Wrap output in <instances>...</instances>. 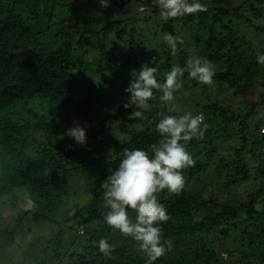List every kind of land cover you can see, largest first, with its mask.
<instances>
[{
	"label": "trees",
	"instance_id": "1",
	"mask_svg": "<svg viewBox=\"0 0 264 264\" xmlns=\"http://www.w3.org/2000/svg\"><path fill=\"white\" fill-rule=\"evenodd\" d=\"M129 1L112 0L110 8ZM145 12L109 23L84 13L75 0H0V264H12L9 250L19 246L18 235H33L31 223L62 225L55 221L60 205L68 207L70 224L45 240L47 255L40 258L31 257L33 235L19 254L26 264H144L135 242L103 223L101 182L124 149L158 141L162 115L181 113H166L157 99L146 119L128 120L132 108L122 104L133 70L154 55L162 81L189 53L217 68L213 80L222 97L206 93L187 72L175 92L208 127L202 139L187 142L194 164L182 170L184 190L157 194L171 217L162 225L171 248L154 264H264V65L256 62L264 52V0L166 22L157 10ZM240 21L259 36L256 47ZM159 33L179 35L183 46L170 54ZM152 44L161 53L144 54ZM73 119L88 123L85 146L63 135ZM249 159L256 162L252 170ZM243 185L249 188L242 192ZM65 197L76 201L68 205ZM75 223L82 233L76 236V229L67 242L65 232ZM101 237L115 245L111 258L97 250Z\"/></svg>",
	"mask_w": 264,
	"mask_h": 264
},
{
	"label": "clouds",
	"instance_id": "2",
	"mask_svg": "<svg viewBox=\"0 0 264 264\" xmlns=\"http://www.w3.org/2000/svg\"><path fill=\"white\" fill-rule=\"evenodd\" d=\"M98 3L101 9L112 7V0H98ZM136 3L143 10L142 0H136ZM149 3L165 22L170 18L186 17L206 10L203 0H149ZM162 39L172 55L177 53L178 45L183 46L179 35L164 33ZM152 61L153 58L142 63L138 70H133L136 74H132L133 78L124 89L128 96L122 107L132 108L127 113L128 120L146 119L145 113L151 110L150 101L157 99L166 113L178 112L177 106L170 102L174 100V93L181 88L185 72L201 84L214 83V65L207 58L194 53H189L183 66L173 64L164 73L162 81L158 80V68L153 66ZM256 62L264 65V52H258ZM157 92L160 93L158 96ZM109 111L115 115V108ZM204 121L202 113L193 114L191 111L162 115L155 124L158 141L147 148L124 149L117 167L110 169V174L101 182L105 208L103 223L130 237L137 251L146 257L144 264H154L171 248L170 241L162 234L163 223L171 217L157 194L164 190L178 194L184 190L185 176L182 170L194 164L186 145L193 138L204 137L208 127ZM87 128V121L73 119L63 135L73 140L76 146H85ZM96 244L100 254L111 258L115 245L105 237H101Z\"/></svg>",
	"mask_w": 264,
	"mask_h": 264
},
{
	"label": "rangeland",
	"instance_id": "3",
	"mask_svg": "<svg viewBox=\"0 0 264 264\" xmlns=\"http://www.w3.org/2000/svg\"><path fill=\"white\" fill-rule=\"evenodd\" d=\"M145 14H147V13L146 12L145 13L140 12L137 17H140V15L141 16H145ZM151 21H155L154 17L151 19ZM259 21L262 22V19H260ZM140 23H142V22H140ZM238 23H239V26L242 27L241 29H243L242 31H243L244 38L252 40L254 45H255V47H256L257 44H258L257 43L258 42L257 38L259 36L256 37V38L253 37L252 32L250 33L248 28L247 27L245 28V26L248 25L247 22L240 21ZM181 34L184 36V40H185V38L188 40V37L186 36L188 33H186V31L182 30ZM162 37H163V35L160 34V33L157 35V40L160 43V45L165 43L163 41ZM146 46H148L147 47L148 49H144V52H145L144 54L148 55V54H150L152 52L153 53L154 52L155 53H161V48L159 46H154L153 44H152V46H149V45H146ZM152 58H153V61H154V55H151V59ZM215 70H217L216 67H215ZM184 84H190V78H187L184 81ZM205 88H206V93L209 92V94L211 96H214L215 93H216L217 96H219V93H218L219 90H218V88H217L215 83H213L212 85H205ZM195 91L197 93H199L197 89H195ZM255 91L258 93L260 90L258 88H255ZM220 97H222V96H219L218 98L220 99ZM174 100L177 101V103L175 104L176 106H178V104H179V106H178L179 109L178 110L181 113L184 112V111H191L193 114H195V109L191 110V109L186 107V99H185V96L183 94L179 93L177 95L175 93L174 94ZM259 120H262V118L260 117ZM261 128H264V125H262ZM235 141H236L235 138L231 140L232 143H234ZM222 148H224V147H222ZM248 162H249V165H250V169L252 170L254 168V166L256 165V162L253 159H249ZM202 180L204 182H206L208 180V177L206 176V177L202 178ZM246 188H249V186H244L243 185L240 188V190H242V192H243V190L246 189ZM241 195L243 196L244 194H241ZM77 200H79V199H77ZM65 201H67L68 205H71L74 201H76V198L68 197L66 199V197H65ZM56 209H57V216H55V221L60 222V223L64 222L62 225H60L58 223H50L49 224L47 221H45V223L44 222L37 223V224L31 223V226H32V229H33V232H34L33 235H38V239L34 242V244L32 246L33 255L31 257H39L40 258V257L46 256L47 253L45 251H47V250H44L45 249V240H47L50 237H52L53 234L59 228L66 227L68 224H70V222H68L70 220V216L68 214V211L66 210V209H68V207H64L63 205H60V206H57ZM51 215H54V213L51 214ZM71 226H72L71 229L65 232L66 241L67 242H70L71 236L75 235L74 232L77 229V224L76 223L72 224ZM78 234H80V233L78 232V229H77L76 230V236ZM33 235H25V236L18 235L20 239L17 241V244H19V246L18 245H14L13 248H11L9 250V254H10V257H9V260H8L9 263H12V264H26L27 263L24 259H22V257L19 254L23 251L22 249H24V250L28 249V245H30L32 243V241H33V238H34ZM64 238H65V236H64ZM16 246H18V248ZM220 253H222V255L224 257H226L227 259L231 258L230 254L228 252H225V251L221 250ZM30 260H32V259L30 258Z\"/></svg>",
	"mask_w": 264,
	"mask_h": 264
},
{
	"label": "water",
	"instance_id": "4",
	"mask_svg": "<svg viewBox=\"0 0 264 264\" xmlns=\"http://www.w3.org/2000/svg\"><path fill=\"white\" fill-rule=\"evenodd\" d=\"M247 1L250 0H203L206 9H233L242 6ZM142 3L143 10L139 9L136 0H130L127 6L122 9H101L99 3L95 0H75V4L80 7L84 13L109 23L131 19L142 11L157 10L149 3V0H142Z\"/></svg>",
	"mask_w": 264,
	"mask_h": 264
},
{
	"label": "built area",
	"instance_id": "5",
	"mask_svg": "<svg viewBox=\"0 0 264 264\" xmlns=\"http://www.w3.org/2000/svg\"><path fill=\"white\" fill-rule=\"evenodd\" d=\"M261 132H264V129L262 128ZM79 233H82V229H79Z\"/></svg>",
	"mask_w": 264,
	"mask_h": 264
}]
</instances>
